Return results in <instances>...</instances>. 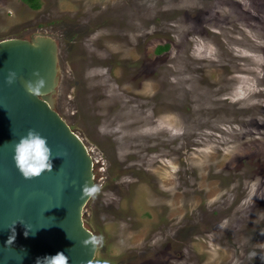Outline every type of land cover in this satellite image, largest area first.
Instances as JSON below:
<instances>
[{
    "label": "rangeland",
    "instance_id": "374dc122",
    "mask_svg": "<svg viewBox=\"0 0 264 264\" xmlns=\"http://www.w3.org/2000/svg\"><path fill=\"white\" fill-rule=\"evenodd\" d=\"M38 31L101 264H264V0H0V41Z\"/></svg>",
    "mask_w": 264,
    "mask_h": 264
},
{
    "label": "water",
    "instance_id": "95a60500",
    "mask_svg": "<svg viewBox=\"0 0 264 264\" xmlns=\"http://www.w3.org/2000/svg\"><path fill=\"white\" fill-rule=\"evenodd\" d=\"M9 71L17 81L9 86ZM39 72L48 95L34 98L23 81ZM59 44L56 35L34 32L29 39L0 41V264H37V260L64 253L69 264H94L98 248L83 241L95 235L84 220L91 199H82V187L96 185V163L82 138L60 116ZM29 129L48 139L53 171L26 180L15 167L13 143ZM15 232L12 246L6 242ZM28 233L27 236L25 233Z\"/></svg>",
    "mask_w": 264,
    "mask_h": 264
},
{
    "label": "clouds",
    "instance_id": "9594fccd",
    "mask_svg": "<svg viewBox=\"0 0 264 264\" xmlns=\"http://www.w3.org/2000/svg\"><path fill=\"white\" fill-rule=\"evenodd\" d=\"M36 79L23 81L26 93L34 98L48 95L49 92L43 90L47 87V81L40 76L39 72L32 74ZM18 79L17 73L9 71L6 83L11 86ZM13 160L15 167L26 180H32L41 177L45 173L53 171V160L59 156L54 155L48 139L35 129H29L27 133L21 136L13 143ZM99 192L96 185L89 186L86 182L82 187V199H95ZM27 232L25 235L27 236ZM15 240V232L6 242L7 246H12ZM104 237L102 235H91L89 239L83 241L85 247L95 250L103 245ZM255 256V253L252 254ZM37 264H69V258L64 253H57L54 256L38 259ZM107 264V262H105Z\"/></svg>",
    "mask_w": 264,
    "mask_h": 264
},
{
    "label": "trees",
    "instance_id": "16d2710c",
    "mask_svg": "<svg viewBox=\"0 0 264 264\" xmlns=\"http://www.w3.org/2000/svg\"><path fill=\"white\" fill-rule=\"evenodd\" d=\"M26 5H28L31 9L37 10L39 9L40 6V0H22ZM170 46L168 44L165 45H160L157 49L156 52L158 54H162L163 52L169 50ZM102 260L100 258H96L94 260V264H101Z\"/></svg>",
    "mask_w": 264,
    "mask_h": 264
}]
</instances>
